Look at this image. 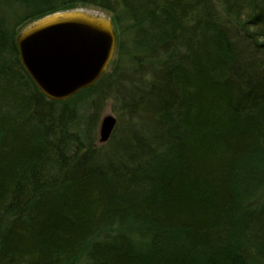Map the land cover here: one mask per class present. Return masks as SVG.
Here are the masks:
<instances>
[{
    "label": "trees",
    "instance_id": "trees-1",
    "mask_svg": "<svg viewBox=\"0 0 264 264\" xmlns=\"http://www.w3.org/2000/svg\"><path fill=\"white\" fill-rule=\"evenodd\" d=\"M89 7L111 73L48 100L16 38ZM0 264H264V0H0Z\"/></svg>",
    "mask_w": 264,
    "mask_h": 264
},
{
    "label": "water",
    "instance_id": "water-1",
    "mask_svg": "<svg viewBox=\"0 0 264 264\" xmlns=\"http://www.w3.org/2000/svg\"><path fill=\"white\" fill-rule=\"evenodd\" d=\"M19 60L41 94L65 101L100 80L116 51L110 17L102 12L72 9L44 16L25 27L16 38ZM113 116H104L98 144L111 138Z\"/></svg>",
    "mask_w": 264,
    "mask_h": 264
},
{
    "label": "rangeland",
    "instance_id": "rangeland-1",
    "mask_svg": "<svg viewBox=\"0 0 264 264\" xmlns=\"http://www.w3.org/2000/svg\"><path fill=\"white\" fill-rule=\"evenodd\" d=\"M88 10H97L95 8H92V7H89L87 8ZM107 16H110L107 12H104ZM111 17V16H110ZM115 58V56H114ZM111 64L108 68V70L106 71L107 73H111ZM105 72V73H106ZM114 93V92H113ZM118 105H116L114 102H112V100H107L105 102V104L103 105L101 111H100V114H99V122H98V127H99V124H100V121L101 119L104 117V116H107V115H110V116H113L115 119H116V125L120 124L119 121H120V118L119 116L121 117L123 114L119 111H118ZM121 114V115H120ZM123 122L125 123L126 121V117H123L122 118ZM116 127V126H115ZM97 135H98V131H97Z\"/></svg>",
    "mask_w": 264,
    "mask_h": 264
}]
</instances>
